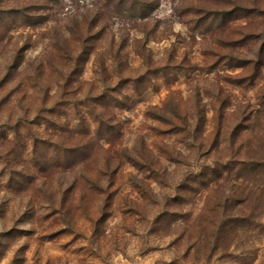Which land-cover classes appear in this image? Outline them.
<instances>
[{"label":"rangeland","instance_id":"rangeland-1","mask_svg":"<svg viewBox=\"0 0 264 264\" xmlns=\"http://www.w3.org/2000/svg\"><path fill=\"white\" fill-rule=\"evenodd\" d=\"M118 1L0 0V264H264V0Z\"/></svg>","mask_w":264,"mask_h":264},{"label":"trees","instance_id":"trees-1","mask_svg":"<svg viewBox=\"0 0 264 264\" xmlns=\"http://www.w3.org/2000/svg\"><path fill=\"white\" fill-rule=\"evenodd\" d=\"M134 0H119L118 2V4L119 5H124V4H127V3H131V6H134V3L135 2H133ZM137 6H136V9H139L141 12L143 11V6H138L139 4H136Z\"/></svg>","mask_w":264,"mask_h":264}]
</instances>
